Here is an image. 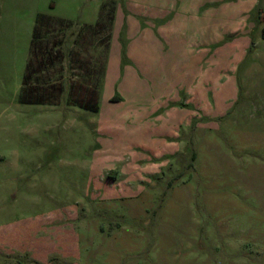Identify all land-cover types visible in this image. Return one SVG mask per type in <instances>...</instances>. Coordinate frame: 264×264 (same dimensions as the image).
Returning a JSON list of instances; mask_svg holds the SVG:
<instances>
[{
    "label": "rangeland",
    "instance_id": "rangeland-1",
    "mask_svg": "<svg viewBox=\"0 0 264 264\" xmlns=\"http://www.w3.org/2000/svg\"><path fill=\"white\" fill-rule=\"evenodd\" d=\"M263 28L264 0H0V264H264Z\"/></svg>",
    "mask_w": 264,
    "mask_h": 264
},
{
    "label": "trees",
    "instance_id": "trees-1",
    "mask_svg": "<svg viewBox=\"0 0 264 264\" xmlns=\"http://www.w3.org/2000/svg\"><path fill=\"white\" fill-rule=\"evenodd\" d=\"M44 19V17H38V19L35 22V25L33 27L32 33H31V51L32 55L29 58L26 66H25V71L21 80V92L19 95V101L21 103H25V104H40V103H44L47 102V97L43 96L41 93H37L36 90L37 87H30L28 84V81L30 80L32 73H31V63L34 60V58H36L38 56V48L41 44V34L39 33V25L41 24L42 20ZM261 36L264 39V28L261 31ZM39 57V56H38ZM40 63L41 60L39 59L38 62V66L35 69L38 72V68H40ZM36 73V72H35ZM90 99L88 100H79L77 102H74V104L76 106H78L79 108L83 109V110H87L90 112L95 113L97 111L96 106H94L91 102H89ZM193 158V156H192ZM191 158V159H192Z\"/></svg>",
    "mask_w": 264,
    "mask_h": 264
}]
</instances>
